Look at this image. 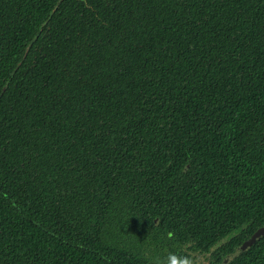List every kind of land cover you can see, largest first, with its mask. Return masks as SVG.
<instances>
[{
    "label": "trees",
    "instance_id": "trees-1",
    "mask_svg": "<svg viewBox=\"0 0 264 264\" xmlns=\"http://www.w3.org/2000/svg\"><path fill=\"white\" fill-rule=\"evenodd\" d=\"M262 225L264 0H0V264H226Z\"/></svg>",
    "mask_w": 264,
    "mask_h": 264
},
{
    "label": "flooded vegetation",
    "instance_id": "flooded-vegetation-1",
    "mask_svg": "<svg viewBox=\"0 0 264 264\" xmlns=\"http://www.w3.org/2000/svg\"><path fill=\"white\" fill-rule=\"evenodd\" d=\"M251 236V235H250ZM249 236V237H250ZM248 237V238H249ZM262 237V236H261ZM247 238V239H248ZM245 239V240H247ZM243 240L240 245L245 241ZM239 245V246H240ZM238 247V246H237ZM236 248V247H235ZM235 250V249H234ZM233 251L231 252H227L226 254H224L222 256V262L223 263H228L230 260H232L235 256L239 255L241 252H239L238 254H236L235 256H233L232 258H230L229 260H227L226 262L224 261V259H226L230 254H232ZM211 254H206L205 256H210ZM204 255H201L197 252H193V253H178L176 252V254H172V255H167L165 256L164 261L165 264H204L206 263V259H205Z\"/></svg>",
    "mask_w": 264,
    "mask_h": 264
},
{
    "label": "water",
    "instance_id": "water-1",
    "mask_svg": "<svg viewBox=\"0 0 264 264\" xmlns=\"http://www.w3.org/2000/svg\"><path fill=\"white\" fill-rule=\"evenodd\" d=\"M263 235H264V225L257 228L251 234V236L247 240H245L240 246L236 247L234 252L230 254L226 259H224V261L226 262L227 260L235 256L239 252L245 251L248 247H250L257 239H259Z\"/></svg>",
    "mask_w": 264,
    "mask_h": 264
},
{
    "label": "rangeland",
    "instance_id": "rangeland-1",
    "mask_svg": "<svg viewBox=\"0 0 264 264\" xmlns=\"http://www.w3.org/2000/svg\"><path fill=\"white\" fill-rule=\"evenodd\" d=\"M164 252L165 251H162V249L153 250V248H152V250L148 251L146 254L152 255V257L150 256V260H152L155 264H156V261H157V263L165 264V261L163 258H165L166 253H164Z\"/></svg>",
    "mask_w": 264,
    "mask_h": 264
}]
</instances>
